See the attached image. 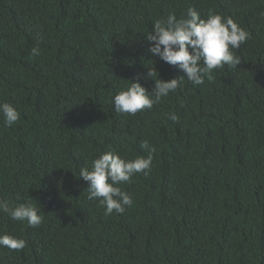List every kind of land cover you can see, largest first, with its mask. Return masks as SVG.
Instances as JSON below:
<instances>
[{"label": "trees", "instance_id": "obj_1", "mask_svg": "<svg viewBox=\"0 0 264 264\" xmlns=\"http://www.w3.org/2000/svg\"><path fill=\"white\" fill-rule=\"evenodd\" d=\"M194 7L231 16L250 38L237 68L184 85L135 116L113 97L156 69L184 76L149 51L155 19ZM264 0H0V198L32 203L43 223L0 213V264H264ZM39 47L38 56L31 49ZM158 78V74L157 77ZM175 113L178 121L168 119ZM148 175L122 185L133 200L105 215L79 178L99 155L147 157Z\"/></svg>", "mask_w": 264, "mask_h": 264}, {"label": "clouds", "instance_id": "obj_2", "mask_svg": "<svg viewBox=\"0 0 264 264\" xmlns=\"http://www.w3.org/2000/svg\"><path fill=\"white\" fill-rule=\"evenodd\" d=\"M261 17H264V13H261ZM249 38L250 33L231 16L211 10L206 19L194 7H189L186 15L180 18L170 13L166 18L155 19L152 30L145 37L151 45L148 51L169 65L178 67L185 75L165 81L156 69H148V77L155 82L152 90L142 86L138 79L132 81L113 97L115 111L135 116L145 109L150 110L162 98L182 89L183 77L195 85L203 84L205 79L213 82L216 70L225 66L237 68L241 59L234 55V50L240 49ZM40 52L39 47L31 49L32 56H38ZM157 74L158 78L154 79ZM0 115H3L9 127L21 118L17 108L7 102L0 103ZM167 116L172 121L179 119L175 113H168ZM140 147L148 152L147 157L125 159L109 151L93 159L90 168L80 169L79 178L89 183L87 199L98 200L105 209V215L123 214L126 208L131 207L133 200L122 190V185L131 182L138 173L148 175L151 171L156 148L148 141H144ZM0 213L7 214L13 221L26 222L31 228L43 223V216L32 203L12 205L0 198ZM26 246L27 241L23 238L0 235V247L20 251Z\"/></svg>", "mask_w": 264, "mask_h": 264}]
</instances>
